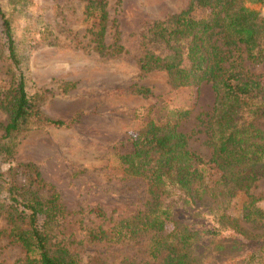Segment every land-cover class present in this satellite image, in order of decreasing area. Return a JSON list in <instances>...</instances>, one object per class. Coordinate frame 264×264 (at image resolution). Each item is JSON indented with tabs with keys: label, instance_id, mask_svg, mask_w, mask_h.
Returning <instances> with one entry per match:
<instances>
[{
	"label": "rangeland",
	"instance_id": "rangeland-1",
	"mask_svg": "<svg viewBox=\"0 0 264 264\" xmlns=\"http://www.w3.org/2000/svg\"><path fill=\"white\" fill-rule=\"evenodd\" d=\"M188 2L105 0L107 17L102 47H98L96 13H84L83 0H0L17 60V65L8 60L0 24V230L4 231L0 235V264H19L23 257L19 245L5 236L7 215L23 217L26 213L11 201L8 187L19 202L57 195L63 217L54 228L55 238L68 242L77 264H143L147 260L144 236L90 240L89 232L107 230L115 221L146 208L147 178L132 175L122 159L131 153L132 142L141 136L147 120L164 122L177 111V129L187 135L188 149L203 160L210 157L207 122L214 99L210 84L172 87L162 68L141 72L137 64L146 52L167 54V47L148 29L153 21L184 10ZM250 7L264 14V5ZM192 14L200 16L201 11ZM244 64L260 75L264 86V58L258 65ZM19 74L29 113L16 131L4 138L3 126ZM135 86L145 87L149 93L141 95ZM47 118L62 124L47 122ZM257 126L264 129V115ZM209 172L204 179L212 185L218 172ZM249 191L261 196L255 205L264 212V175ZM180 194L183 196V191L172 185L160 194L164 205L174 200V217ZM244 198L243 193H237L224 214L239 227L238 238L245 239L223 237L232 233L228 227L226 233L217 231L213 237L204 234L195 243V254L206 257L203 264H264V218L243 220ZM192 209L189 216L199 218L204 224L199 229H203L211 216L202 207H192L190 212ZM173 226L171 220L165 221L164 231ZM210 238L214 239L206 242ZM216 243L223 247L213 251Z\"/></svg>",
	"mask_w": 264,
	"mask_h": 264
},
{
	"label": "trees",
	"instance_id": "trees-1",
	"mask_svg": "<svg viewBox=\"0 0 264 264\" xmlns=\"http://www.w3.org/2000/svg\"><path fill=\"white\" fill-rule=\"evenodd\" d=\"M83 1L84 13H96V38L100 43L98 47H102L107 17L105 0ZM251 4L264 5V0H189L184 10L152 22L148 30L168 52L162 56L144 53L137 60L138 68L141 72L162 68L172 87L210 84L214 92L207 122L210 157L203 160L188 149L187 135L177 129L180 118L176 116L177 111H172L174 118L164 122L147 120L141 136L132 142L131 153L122 159L132 175L147 178V206L115 221L107 230L99 227L96 232H89L90 240L144 236L147 238V260L143 264H203L206 257L195 254V243L204 234L213 237L217 231L226 233L230 229L235 236L228 233L223 237L245 239L238 238L241 235L238 226L224 214L237 193L245 195L243 220L264 218V212L255 205L261 196L249 191L254 181L264 175V129L257 126L258 118L264 115V86L260 75L244 64L247 61L258 65L264 58V14L251 8ZM193 10L201 11L200 16L192 14ZM0 18L8 60L17 65L10 25L1 9ZM135 91L141 95L149 93L141 86H135ZM29 107L23 77L19 74L15 97L9 104V116L3 126L4 138L17 130L19 123L28 116ZM46 121L62 124L51 118ZM209 170L218 172L212 185L204 179ZM34 175L38 177L36 170ZM171 185L184 193L180 194L178 208L174 206L175 217L174 200L164 205L160 197ZM8 193L12 202L26 210L23 217L13 214L6 217L5 236L9 242L17 243L23 252L19 264H77L78 258L67 248L68 242L55 238L54 228L63 217L57 195L52 193L42 200L32 197L28 202H19L12 187H8ZM192 207H202L211 216L203 229H199L203 224L199 218L189 216L194 213L193 209L190 212ZM96 215L103 216V213ZM167 220L174 226L164 231ZM2 233L4 231L0 230V235ZM222 247L221 243H216L212 250ZM125 264L140 263L128 261Z\"/></svg>",
	"mask_w": 264,
	"mask_h": 264
}]
</instances>
